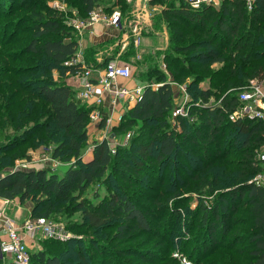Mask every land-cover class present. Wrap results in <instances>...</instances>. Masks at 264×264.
<instances>
[{
	"label": "trees",
	"instance_id": "trees-1",
	"mask_svg": "<svg viewBox=\"0 0 264 264\" xmlns=\"http://www.w3.org/2000/svg\"><path fill=\"white\" fill-rule=\"evenodd\" d=\"M76 2L81 15L99 5H104L107 12L114 7H123L121 11L129 8L124 0ZM164 3L171 7L162 15L175 31L170 37L172 43L164 53H155L145 60L146 68L138 77L152 78V84H145L140 99L113 127L117 134L138 123L142 127L150 125L149 135L131 141L123 150H115L116 155L111 154L105 139L95 141L91 160L83 162L81 152L88 139L90 108L76 99L64 83H47L53 71L64 77L85 70L81 63L64 65L78 48L64 15L44 7L40 0H0L2 19L15 16L20 9L27 12L25 16L32 25L27 27L30 37L21 50L47 63L41 64L31 57L16 59L0 51V60L5 64L0 70V108L9 110L6 117L10 120L6 123L13 129L8 139L27 149L34 148L38 142L50 140L53 125L63 138L53 148L52 158L74 161L60 177L44 169L3 173L0 199L17 198L23 203L32 194H38L36 204L40 209L30 215L32 218H51L59 204L74 203L87 228H114L113 239L121 244H136L133 249H116V253L139 259V264H174L169 254L175 239L185 238L183 229L197 235L192 247L188 242H180L181 250L190 248L196 264H264V186L251 182L263 166L258 154L264 150V121L231 122L228 118L238 106V93L250 81H264V0H254L250 12L246 0H222L218 8L203 4L195 9L182 0ZM22 22L20 17L3 23L0 50L6 51L8 46L20 42L16 36ZM191 34L195 38L191 39ZM175 36L178 41L182 39L180 45L174 42ZM131 53L132 50L126 54ZM159 57L166 72L159 67ZM9 62L33 64L21 68L9 67ZM214 65L219 67L213 70ZM204 81L208 82L206 88L200 86ZM172 83L186 84L189 99L188 117L178 116L170 123L176 94ZM45 116L48 120L40 121ZM5 147L7 150L8 145ZM19 152L13 153L11 159L19 157ZM111 176L118 177L121 188L96 196L92 202L82 199L92 182L103 179L105 185H110ZM147 179L151 180L148 185ZM191 184L195 192L189 191ZM145 185L149 193L139 196L145 202L140 207L128 192ZM203 189L209 193L206 197L198 193ZM196 192L197 203L191 208L195 199L190 194ZM165 219L168 223L161 225ZM50 240L54 239L39 244ZM160 240L166 244L162 252L145 247L152 241L156 247ZM102 242L92 239L91 247L103 258L104 244L109 243ZM75 251V263L46 254L43 248L30 251V262L91 264L80 246ZM111 259L108 255V261L103 258L101 264H112Z\"/></svg>",
	"mask_w": 264,
	"mask_h": 264
},
{
	"label": "rangeland",
	"instance_id": "rangeland-1",
	"mask_svg": "<svg viewBox=\"0 0 264 264\" xmlns=\"http://www.w3.org/2000/svg\"><path fill=\"white\" fill-rule=\"evenodd\" d=\"M33 1H36V0H33ZM70 1L73 2L74 6H76L78 4L76 2V0H40V2L43 4L44 7L52 8L55 11H56V7H58V3L60 4V6H64V7L69 6L70 7L71 6ZM221 1L222 0H217V2L215 4H211L210 6L218 8ZM103 3L105 4L107 2H103ZM73 4H72V6H73ZM168 7H169V4L164 3V1L163 2H159V1L152 2V3H150L149 7H147V10L149 11V13L154 12V13L160 15L161 18H159V20H158L159 28H160L159 31L162 33L163 32L162 28L163 27L166 28L165 36H167V40H166V44L164 47V51H162L161 53H164L169 48L170 43H172V39L170 37L171 36L173 37V35L175 33L174 29L171 26L168 27L167 23L165 22L166 20L163 19L162 14L165 11L169 12L171 10L170 9L171 7L170 8H168ZM3 8H5V7H3ZM121 8H123V7H121ZM121 8H117V9L119 10ZM117 9H115V10L118 11ZM247 11L250 12V9L247 8ZM26 13L27 12L25 10L20 9L15 14V16H13L11 18H4V19L0 18V21H1L0 22L1 23L0 24V30H1L4 22L12 21V20L18 19L20 17L23 20V22L20 24L21 29L19 30V34L16 36V38L19 39L20 42L16 43L14 46H8L6 51L4 49L0 50V51H2L3 54L7 53V55H11L12 57H16V59H22L23 57H31V59L33 61H36V62L41 61V64L44 63V65H46L47 64L46 61L42 60L39 56H34L30 53L29 54L24 53L23 50H21L24 47V44L26 43V41L30 37L27 27H30V25H32V22L27 20V16H25ZM0 16H2V15H0ZM150 17H151V15H150ZM64 19L68 20L66 15H64ZM163 23H164V25H163ZM245 26H247V24H245ZM180 27H182V25ZM9 29H11V28H9ZM169 31L171 32L170 33L171 35H169ZM190 37H191V39H193V38H195V35L191 34ZM181 40L182 39H180L178 41L177 36H175L174 42L179 44V43H181L180 42ZM164 42H165V40H164ZM32 64H30V63L25 64V63H19V62H15V63L9 62L7 65H9V67H21L22 68V67H28ZM4 65H5L4 62L2 60H0V70H1V67ZM218 67H219L218 65H214L213 70L217 69ZM54 72L55 71H53V73L51 74V77L47 81V83H49V84H51V83H64V77H60L59 75H57V77H55L53 75ZM0 73H1V71H0ZM136 76L138 77V74H136ZM143 81H145L146 83L152 84V78L151 79L145 78V79H143ZM202 83H204V85L206 84L208 86L207 81L206 82L204 81ZM255 83L260 86V89L264 90V81L261 83L255 81ZM172 84L174 86L175 93H177L178 91H180V93H182V91H184V89L182 88V85H185V84H176V83H172ZM153 86L155 87L156 84H153ZM68 87L70 89L73 88V89L77 90V88L73 85H70ZM243 91H251L249 85L246 87V89L240 91L238 93V96ZM185 93L187 94L186 87H185ZM187 96H188V94H187ZM188 99H189V96H188ZM210 103L213 104L214 102L210 101ZM86 107L89 108L88 105H86ZM174 107H175V105L173 106V108ZM187 107H188V103L186 104V108ZM3 109L0 108V162L2 164V167L0 168V176L3 173H5L7 171H12L16 168H21L24 170L44 169V170H46L47 173H53L59 177L62 176L64 171L74 162L73 160L70 162H64V161H60L58 159L52 158L53 148L57 145L56 143L58 141L62 140V138H63L62 134L59 131H56V129L52 125V129H51L52 134H51V138L48 142H45V143H39L38 142L34 148L29 147L27 149V148H25L26 146L19 145L18 141L14 142V141H10L8 139L12 135L13 129L6 123L7 121L10 120V118L6 117V114L8 113L9 110H5V109L3 110ZM96 110H98L100 112L101 116H99L100 120H99L98 124L91 122V120L88 117V121L86 124V131H87L88 139L84 143L83 148H82V152H81V160L83 162H85L88 159V157L91 155V149L93 147V142H95V141L105 139L109 143L110 148L114 149V151H115V150H123L122 148H124V147L126 148V146L131 141H134L136 139L139 140V138H141L145 135L146 136L149 135V132L151 129L150 125H145L142 127L141 124H139V123L136 124L133 128H130L123 133H117L116 134V131L113 129V127L111 125L114 124V119H116L118 117V114L115 113L113 116H111V115L107 116L106 115L104 117L103 114L105 115V113L101 112V110L98 107L96 108ZM107 118H110V119L113 118V119H111V122H110L111 124L106 125L105 119H107ZM172 118L173 117H172V112H171L170 120H169L170 123H173ZM45 119L48 120L47 116H45V118H43V120L40 119V121H44ZM29 126L32 127V125H29ZM5 137H7V138L4 139ZM31 143L32 142L29 141L28 145H31ZM135 144H136V141H135ZM6 145H8L7 150L5 147ZM11 148H14V149L9 150ZM17 152H19V157L12 160L11 159L12 154L17 153ZM114 153L111 152V154H114ZM122 153H120V154L125 155L124 152H122ZM114 155H116V154H114ZM125 157H126V155H125ZM260 168L261 169H260L259 173L264 174V166H260ZM165 172L168 174L170 172V169L167 168L165 170ZM181 179H182V177H181ZM110 181H111L110 185H105L103 183V179L96 180V181L92 182L90 187L84 192L82 199L84 201H87V202H92L95 200L96 196L108 195L114 191H117L119 188H121L118 177L111 176ZM145 183L148 185L151 183V180L147 179V180H145ZM167 183L168 182H166V184ZM147 185L141 186L140 189L138 188L136 190H131L130 191L131 193L128 192V195H129V197H131V200L136 205H138L140 207H142L143 203H145V202H141L139 196H142V195L146 196L147 193H149L148 189H147ZM189 191L190 192L196 191V188L193 184L190 185ZM198 193L203 195V197L206 194H209L204 189L200 190ZM198 193L196 192L195 194H192V193L190 194V195H192L191 198L195 199L193 203L191 202L192 203L190 206L191 208H194L195 204L197 203L198 196H196V194L198 195ZM37 199H39V195L38 194H32L29 197V199H27L23 203H20L17 198H15L14 200H10V201H6V200L1 201L0 202V213H2L5 217H8L10 219L15 218L16 221L20 222L24 217H28L29 215L38 213L40 208H39V205L36 204ZM59 205H61V206H59ZM59 205H58V207H59L58 210L55 213H53L51 215V218H49V219L51 221H53L54 223H56L57 226H59L60 228H62L63 230H65L66 232H68L70 234V237L68 239L71 242L61 244V243L57 242L56 239H54V240L48 241L47 243H45L43 245L41 244L42 246L39 243L36 246H34V244H30V245H32V246L29 245L30 251L34 252L36 250H42V248H43L44 253H46V254L56 255V256L60 257V259L65 261L66 263H75L77 256H78L75 250H76V247L80 246L82 248V253L85 256L86 260H88V262H90L91 264H101V261L103 258H104L105 262L108 261V255H111V258H112L111 263L112 264H139V259L133 260L132 256H130V258H128L126 256L120 257L118 255V253H116V249H124V247H132V249H133V248H135L134 246L136 244H134V243H123V244H121L120 242L113 239L114 228L104 229V230H100V231L87 228L84 221L81 219L80 212L77 211L76 208L74 207V203H67L66 202V203H61ZM143 206H145V205H143ZM146 207H148V206H146ZM16 214H18V215H16ZM166 223H168V222L165 219L161 225L166 224ZM0 230H1V227H0ZM182 233H184L185 238H183L181 241L188 242L189 247H192L193 245L196 244L195 239L197 238V235H196L195 231H192L190 234H187V231L185 229H183ZM92 239H98L100 241L101 240L104 241L102 243H109V244H104L105 257L102 258V255L97 256L95 254L94 250L91 247ZM142 239L143 240L146 239V236H143ZM162 240H160L161 244L157 245L156 247L154 246V243L157 240H155V242L152 241L150 244H147V246H145V247L147 249H155L157 251L162 252V249L166 245L165 242H163ZM134 241H135V243H137V245H139L138 239L137 240L135 239ZM181 241L175 239V241H174L175 244H173L174 249L171 250V254H169V258L173 260L174 264H183L179 258L174 257V254L178 253L179 255L184 256L187 260L194 262L193 258L191 257V254H190V248H189V250L188 249L187 250H181V247H180ZM146 248H141V249H146ZM157 254L159 255L160 253L158 252ZM155 264H161V263L159 262V263H155Z\"/></svg>",
	"mask_w": 264,
	"mask_h": 264
},
{
	"label": "crops",
	"instance_id": "crops-1",
	"mask_svg": "<svg viewBox=\"0 0 264 264\" xmlns=\"http://www.w3.org/2000/svg\"><path fill=\"white\" fill-rule=\"evenodd\" d=\"M155 1L157 0L143 3L139 0H124L129 8L125 11H121V9L118 10L117 7H114L112 12H107L104 5H99L86 15H81L75 6L64 7L60 6L58 3L56 11L67 16L68 20L65 21V24L70 28L78 44L77 51L74 55H79L78 59L83 69L89 70L92 82H95L98 77L103 74L106 63L110 61L118 62L127 66L131 73L129 78L121 79L119 83L128 89L139 88L141 90L140 99L146 82L140 80L136 74L145 70L146 64L144 63L149 56L164 51L167 40V36H165L166 28H162V33L159 31L158 20L161 18L160 15L154 12L149 13L147 10L150 3ZM171 1L177 2L180 0H170V2ZM91 13H97L101 20L90 25H85ZM112 15H119L121 17L124 24L121 29H116L114 26L108 25L104 21ZM79 22H83L84 25L81 27L78 26L77 28ZM130 50H132V53L130 55L126 54ZM161 58L162 57H159L157 60L159 67L166 70ZM53 75L57 77L58 74L54 72ZM251 82L252 81L249 83ZM64 83L67 86L73 85L77 88V90L71 88L76 97L77 93L81 90L82 80L77 79L75 75L65 74ZM171 85L174 90L173 84ZM200 86L202 88L207 87V85H204L202 82ZM262 91L264 93V90ZM102 99V103L98 108L101 112L105 113V115L103 114L104 117L106 115L113 116L115 113L118 114V117L114 119V124L111 125L112 127L117 126L125 111L136 104V102H125L122 99L113 103L108 94H104ZM89 108L91 112L97 107L89 106ZM92 149L91 155L85 162L91 160ZM1 201H4V199H0V202ZM26 218L27 217H24L20 222L16 221L15 218L14 220L20 225Z\"/></svg>",
	"mask_w": 264,
	"mask_h": 264
},
{
	"label": "built area",
	"instance_id": "built-area-1",
	"mask_svg": "<svg viewBox=\"0 0 264 264\" xmlns=\"http://www.w3.org/2000/svg\"><path fill=\"white\" fill-rule=\"evenodd\" d=\"M143 3H148L154 0H139ZM169 2L170 0H162ZM191 8H198L200 5L215 4L217 0H182ZM254 0H246L247 7L250 9ZM101 20L97 13H91L89 20L85 25H90ZM108 25L114 26L116 29L123 27V22L119 15H112L104 20ZM83 22L77 25L83 26ZM78 54L71 57L64 63L65 66L76 65L80 63ZM164 70V68H162ZM165 71V70H164ZM131 76L127 66L115 61L106 63L103 74L98 77L95 82H92L89 70L79 71L75 74L77 79L82 80L81 90L76 97L88 106L99 107L102 103L104 94L110 95L112 102L124 100L125 102H137L141 94L139 88L128 89L119 83L121 79H127ZM186 85H182L184 91H178L174 96L175 107L172 110V121L178 116L187 117L186 104L188 96L185 93ZM251 91H243L238 96L237 108L228 115L231 122L238 119L264 121V93L260 86L252 81L249 83ZM100 112L96 109L89 114L91 122L99 123ZM111 119H105L106 125L111 124ZM114 153V149L110 148ZM258 161L264 166V150L258 154ZM251 182L256 185L264 186V174L258 173ZM0 260L2 264H31L30 262V244L36 246L39 241L45 239L66 240L70 234L56 225L49 218H32L28 216L23 222L18 225L14 219L5 217L0 213ZM30 245V246H29ZM181 260L183 264H196L187 260L184 256L178 253L174 254Z\"/></svg>",
	"mask_w": 264,
	"mask_h": 264
},
{
	"label": "water",
	"instance_id": "water-1",
	"mask_svg": "<svg viewBox=\"0 0 264 264\" xmlns=\"http://www.w3.org/2000/svg\"><path fill=\"white\" fill-rule=\"evenodd\" d=\"M19 169H21V168H16L15 170H19Z\"/></svg>",
	"mask_w": 264,
	"mask_h": 264
}]
</instances>
